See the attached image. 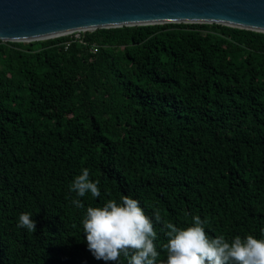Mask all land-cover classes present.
Listing matches in <instances>:
<instances>
[{
	"label": "trees",
	"instance_id": "16d2710c",
	"mask_svg": "<svg viewBox=\"0 0 264 264\" xmlns=\"http://www.w3.org/2000/svg\"><path fill=\"white\" fill-rule=\"evenodd\" d=\"M81 39L0 41V264H104L82 219L123 196L159 212L161 264L165 222L199 215L210 236L264 238V33L163 24ZM85 167L102 197L77 208ZM24 212L35 232L17 226Z\"/></svg>",
	"mask_w": 264,
	"mask_h": 264
},
{
	"label": "clouds",
	"instance_id": "9594fccd",
	"mask_svg": "<svg viewBox=\"0 0 264 264\" xmlns=\"http://www.w3.org/2000/svg\"><path fill=\"white\" fill-rule=\"evenodd\" d=\"M70 191L75 193L71 203L84 208L80 198L89 193L93 198L102 197L101 181L94 180L85 167L73 178ZM160 223L159 212L147 215L141 202L131 196L89 206L82 219L87 248L104 264H122V257L127 258L126 264H161L156 243V225ZM207 224V218L199 215L193 216L187 227L165 222L161 229L167 237L163 264H264V238L251 234L243 238L237 235L231 240L224 235L213 237L206 231ZM17 226L36 231L30 212L19 215Z\"/></svg>",
	"mask_w": 264,
	"mask_h": 264
},
{
	"label": "water",
	"instance_id": "95a60500",
	"mask_svg": "<svg viewBox=\"0 0 264 264\" xmlns=\"http://www.w3.org/2000/svg\"><path fill=\"white\" fill-rule=\"evenodd\" d=\"M163 24H217L264 33V0H0L2 42Z\"/></svg>",
	"mask_w": 264,
	"mask_h": 264
},
{
	"label": "built area",
	"instance_id": "2783aa9c",
	"mask_svg": "<svg viewBox=\"0 0 264 264\" xmlns=\"http://www.w3.org/2000/svg\"><path fill=\"white\" fill-rule=\"evenodd\" d=\"M80 33V32H79ZM73 34H75V33H72V35L70 34V35H66V36H69L70 37V39L71 40H73V41H81L82 42V39H81V36H74ZM73 37V38H72ZM67 45H69L70 43L68 42L67 43V41L65 42ZM96 51V47H94L93 49H92V52H95Z\"/></svg>",
	"mask_w": 264,
	"mask_h": 264
},
{
	"label": "rangeland",
	"instance_id": "374dc122",
	"mask_svg": "<svg viewBox=\"0 0 264 264\" xmlns=\"http://www.w3.org/2000/svg\"><path fill=\"white\" fill-rule=\"evenodd\" d=\"M81 34H83V33H79V32H77V33H75V34H73L74 36H81ZM72 35V34H71ZM25 43H27V42H25Z\"/></svg>",
	"mask_w": 264,
	"mask_h": 264
}]
</instances>
